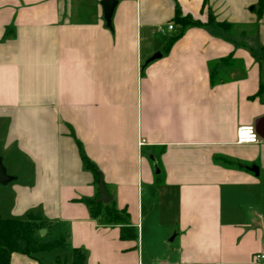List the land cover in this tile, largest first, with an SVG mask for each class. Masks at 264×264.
<instances>
[{
    "label": "crops",
    "instance_id": "1",
    "mask_svg": "<svg viewBox=\"0 0 264 264\" xmlns=\"http://www.w3.org/2000/svg\"><path fill=\"white\" fill-rule=\"evenodd\" d=\"M176 9L200 23L172 40ZM111 22L100 0H0V218L67 238L12 264H258L264 137L236 130L264 117V0H117ZM76 140L134 238L91 215Z\"/></svg>",
    "mask_w": 264,
    "mask_h": 264
},
{
    "label": "trees",
    "instance_id": "2",
    "mask_svg": "<svg viewBox=\"0 0 264 264\" xmlns=\"http://www.w3.org/2000/svg\"><path fill=\"white\" fill-rule=\"evenodd\" d=\"M174 21L179 23L181 28L172 40L180 37L182 28L189 24H199L198 20H192L190 16H180L179 10L176 9ZM207 24H212L217 27H226L225 22H218L213 20L209 14ZM80 159L84 168L88 169L94 181L98 184L101 176L97 166L88 158L83 151L81 143L76 140ZM85 203L88 205L92 216L97 217L102 223L120 224L123 232L128 231V234L122 233V237L134 238L133 229L128 226L129 218L125 210H118L113 206L112 200L109 203L103 204L96 201V199H86ZM49 223L40 216L28 214L25 220L17 218H0V264H12L11 254L13 252L24 254L28 257L35 258L38 253L44 251H51L60 248L67 243L66 234L64 232L56 234L51 240L39 243V229L48 228ZM69 264H85V255L81 250H74L72 259Z\"/></svg>",
    "mask_w": 264,
    "mask_h": 264
},
{
    "label": "water",
    "instance_id": "3",
    "mask_svg": "<svg viewBox=\"0 0 264 264\" xmlns=\"http://www.w3.org/2000/svg\"><path fill=\"white\" fill-rule=\"evenodd\" d=\"M116 4L117 0H100V5L102 8V19L104 20L105 26L109 29H112L111 18ZM156 57H160V53H155L148 60H152ZM254 126L258 136L261 138L264 137V117H260L255 120ZM249 169L251 171H254L256 174L258 173V169L255 165H252L251 167H249ZM155 171L158 172V169H156ZM14 179H16V176L7 173L6 167L3 164L2 157L0 156V184L6 185ZM97 192L98 197L96 198V201L102 202L103 204H107L110 202L111 196L108 194L101 176L97 185ZM44 231L45 229L43 228L39 230L40 233H43Z\"/></svg>",
    "mask_w": 264,
    "mask_h": 264
},
{
    "label": "built area",
    "instance_id": "4",
    "mask_svg": "<svg viewBox=\"0 0 264 264\" xmlns=\"http://www.w3.org/2000/svg\"><path fill=\"white\" fill-rule=\"evenodd\" d=\"M168 27L172 28V25H168ZM258 139L259 136L253 124L240 125L236 130L237 143H257ZM254 259L256 263L264 264V247L255 254Z\"/></svg>",
    "mask_w": 264,
    "mask_h": 264
},
{
    "label": "rangeland",
    "instance_id": "5",
    "mask_svg": "<svg viewBox=\"0 0 264 264\" xmlns=\"http://www.w3.org/2000/svg\"><path fill=\"white\" fill-rule=\"evenodd\" d=\"M236 25V24H235ZM239 27H238V25H236V26H232V29L230 30V31H236L237 33H235L236 34V41H244L245 39H246V37L248 36V34H242L241 32H239L238 29ZM253 28V26L252 27H250V29H252ZM240 29H244V28H240ZM0 156L2 157L3 156V151H2V149H1V147H0ZM3 164H4V166L6 167V170H7V173L8 174H10V175H13L12 174V169H11V167L9 166L10 164L8 163V161H7V159H5L4 161H3ZM15 176V175H14ZM12 182V181H11ZM53 252H58V253H60L58 250H55V251H52V252H50V253H53ZM42 253H40V254H38L39 256L41 255ZM44 257H46V256H44ZM48 261H50V259L48 258ZM45 262H46V260H45Z\"/></svg>",
    "mask_w": 264,
    "mask_h": 264
}]
</instances>
